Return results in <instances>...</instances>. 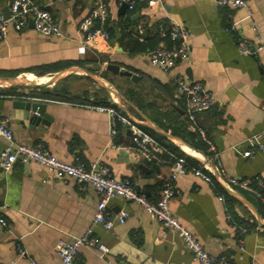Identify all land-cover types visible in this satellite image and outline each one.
<instances>
[{
  "label": "crops",
  "instance_id": "crops-1",
  "mask_svg": "<svg viewBox=\"0 0 264 264\" xmlns=\"http://www.w3.org/2000/svg\"><path fill=\"white\" fill-rule=\"evenodd\" d=\"M36 1L48 6L65 35L46 37L31 24L21 32L12 30L0 43V71L18 73L0 75V78H27L28 83L36 84L0 86V120H8L16 141L42 144L69 162L88 165L100 160L108 165L115 178H129L151 201L159 199L163 179L169 174L177 151L199 164L202 156L211 165L217 166L220 162L229 175L264 178V150L257 151L253 157L246 155L254 148L246 142L247 138L264 130V53L243 55L237 46L239 37L256 41L253 25L264 36V0H250L252 15L243 7H218L209 0L137 3L135 9L125 8L117 0H106L107 22L114 32L112 40L108 47L89 49L86 53L79 50L78 27L95 0ZM0 8L8 11L6 0H0ZM175 23H182L191 31V53L188 60L170 71L152 65L150 51L131 53L126 49L124 35H138L144 42L145 33L160 32L164 36ZM69 62L72 64L44 76L35 72L43 65ZM110 63L131 70L141 78L133 82L130 77L114 74L107 70ZM71 66L90 70L102 77L109 88L76 72L86 82L91 81L80 94L69 95V98L80 95V99L16 96L17 93L28 95L39 87L60 89V83L40 84ZM180 74L202 81L216 98L210 110L198 115V125L212 141L219 159L212 158L214 149L208 143L209 154L187 142V138L197 143L204 139L190 128L186 98L176 87V77ZM10 87L16 89L10 91ZM97 97H107L134 126L149 134L162 148L166 163L156 168L143 158L132 146L130 127L121 125L111 143L110 116L96 108L104 106L96 103ZM17 100L47 104L49 124L31 128L25 111L14 105ZM4 146L5 141L0 138V152ZM212 173V182L191 172L178 176L175 184L180 192L171 202L172 212L211 254L227 257L229 264H264V225L253 211L254 208L264 221V204L247 191L229 188L253 207L234 197L238 201V215L257 222L249 231L244 230L242 236L238 235L227 211L226 199H220L214 187L219 184L216 171ZM98 201L99 195L92 185L55 178L37 162H16L9 172L0 169V217L8 222L7 228H0V263L60 264L56 243L81 235L91 223ZM109 208L113 215L122 209L130 214L124 223H116L111 230L101 226L96 229L118 264H195L181 238L138 204L115 198ZM19 246L25 249L26 257H19ZM74 264L105 262L95 248L83 247Z\"/></svg>",
  "mask_w": 264,
  "mask_h": 264
},
{
  "label": "built area",
  "instance_id": "built-area-1",
  "mask_svg": "<svg viewBox=\"0 0 264 264\" xmlns=\"http://www.w3.org/2000/svg\"><path fill=\"white\" fill-rule=\"evenodd\" d=\"M165 0H117L119 5L127 4L129 9H135L137 3L155 5ZM218 7H243L252 15L250 0H209ZM9 16L0 8V43L5 41L9 33L14 30L21 32L33 25L34 29L46 37H62L65 35L61 24L56 21L53 13L45 4L36 0H6ZM109 9L106 0H95L87 15L79 24L81 53L89 49L99 50L110 45L111 35L107 28ZM256 41L246 37H239L237 46L243 55L255 56L264 53V36L257 25H253ZM191 31L182 23H175L170 29V38L173 42L169 47L162 43L149 52V61L152 65L170 71L179 63L189 59ZM177 91L184 95L187 101L186 114L190 128L200 133L213 149V159H219L212 141L207 137L205 130L198 125V115L210 110L216 104L213 92L202 82L190 79L185 74L176 77ZM115 100V98H114ZM99 111H105L110 116L111 143L119 134V126L124 125L132 130V146L147 161L159 165L166 163L162 156V148L141 128L134 126L125 114L115 106H97ZM0 138L5 146L0 152V169L9 172L16 162H37L44 165L55 178H70L79 185H92L99 195L97 211L85 231L72 240L60 239L55 250L60 257V264H74L83 247H93L102 257L105 264H118L111 256L110 247L96 233L97 227L111 230L116 223H124L130 215L122 209L118 215H113L109 203L115 198H122L138 204L152 218L159 221L163 227L175 232L182 240L186 250L190 253L195 264H229L226 257H218L206 250L202 242L189 230L172 212L171 202L179 194L175 180L180 175L189 172L202 178L206 182L213 181V170L218 175V182L224 188H238L247 191L264 203V178L255 176H234L226 173L222 164L211 165L210 160L203 156L199 158L198 166L191 165L186 157L176 159L170 165L169 174L163 179L160 197L151 201L145 194L135 187L129 178H115L107 164L100 160L85 165L80 162L65 161L53 154L42 144H22L16 141L14 130L8 120H0ZM246 142L254 148L248 150L246 155L253 157L257 151L264 150V130L247 138ZM46 181V180H45ZM220 199H223L220 196ZM8 222L0 217V228H7ZM19 257H26L22 246L18 247ZM0 264H16L15 261ZM36 264V263H34Z\"/></svg>",
  "mask_w": 264,
  "mask_h": 264
},
{
  "label": "trees",
  "instance_id": "trees-1",
  "mask_svg": "<svg viewBox=\"0 0 264 264\" xmlns=\"http://www.w3.org/2000/svg\"><path fill=\"white\" fill-rule=\"evenodd\" d=\"M107 26H108V22H107ZM107 28L110 32L111 40H112V36H113L114 32L112 31V28H110L109 26ZM123 39L126 40V43H125L126 49L131 53L152 51V50L156 49L162 43L166 44L169 47H171L173 44V42L170 38V31L165 33L164 36L160 32H153V33H150L148 35H146V33H145V36H144L145 41L144 42L140 41L138 35L133 36L131 33L124 35ZM69 64H72V62H69L66 64L65 63L64 64L63 63H56V64H51V65H43V66L39 67L38 69H36L35 72L39 76H44L48 72L57 71V70L63 68L65 65L67 66ZM17 74L18 73H16V72L4 73V72L0 71V75H5V76H16ZM8 89L11 91V89H16V87H10ZM69 95H70L69 89L50 90V89L45 88V87L34 88V89H32V92L28 95L25 93H17L16 94L17 97H22V98L34 97V98H40L43 100H45V99L46 100L65 99V98H69ZM69 99H72V100L80 99V95H77V96L74 95V96L70 97ZM110 102L111 101L107 97H97L96 98V103L99 105H104V106L113 105L118 110L120 109L116 104L110 103ZM120 112L122 114H124L122 111H120ZM120 126H119V128H120ZM187 142L197 149L204 150L207 154L210 153L208 151V144L206 141H203V140L201 141V139H200V141H198V143H197V142H194L192 139L187 138ZM176 153H177L176 157H174L172 160H176V158L184 156V157H186V159L189 161V163L191 165H195V166L199 165V162L196 159H193L192 157L186 155L185 153H183L181 151H177ZM152 164L155 165L156 168H159V166H160L156 162H152ZM214 187H215L216 191L218 192V194L226 199L227 211L229 212L231 218L233 219L232 220L233 223L237 227L238 235L242 236V233L244 230L249 231L251 228H253L254 226L257 225V222L255 220H254V222H251V221H249V219H244L243 217H240L238 215V212L236 211V205L238 204V201L233 196L228 194L227 191L222 186H220V184L216 183V185ZM242 191L247 193L244 190H242ZM262 191L264 194V188L262 189ZM222 257H224V256H222Z\"/></svg>",
  "mask_w": 264,
  "mask_h": 264
},
{
  "label": "water",
  "instance_id": "water-1",
  "mask_svg": "<svg viewBox=\"0 0 264 264\" xmlns=\"http://www.w3.org/2000/svg\"><path fill=\"white\" fill-rule=\"evenodd\" d=\"M124 7L126 8L127 4H125ZM6 16L7 17L9 16L8 11H6ZM107 70L111 71L114 74L120 75V76L130 77L133 82H137L141 78L137 73H135L131 70L122 68L120 65L115 64V63H110L107 66ZM73 72H81L82 74H84V75L92 78L93 80H95L101 86L109 88L105 84V81L102 77H99L96 74H94L93 72H91L90 70H88L84 67H79V66L68 67L67 69H64V70L58 72L57 74L51 76L48 79V81H46V83L40 84V85H49V84L57 83L58 81L67 77L68 75H70ZM27 85L28 86H31V85L36 86V84L28 83L27 78H20V77L7 78V79L6 78H0V86L23 87V86H27ZM112 91H113V93H115L118 96V98H121V96L119 95L117 90L112 89ZM14 105L17 108L23 109L25 111V113L27 114L28 119L31 123V128H35V126H38V125H48L50 120H51L50 115L46 112L47 104H45L41 101L17 100L14 102ZM164 133H165V135L171 137L172 139H179V138H177L173 135H170L166 132H164ZM216 177L218 178L217 173H216ZM136 188L138 191L141 192V189L139 187H136ZM225 190L231 196L237 198L238 200L245 203L246 205L251 206V204L247 200H245L243 197L239 196V194L237 192L230 190L229 188H225ZM141 193H143V192H141ZM253 211L255 212L257 220L259 221V223L264 225V221L260 217L259 213L254 208H253Z\"/></svg>",
  "mask_w": 264,
  "mask_h": 264
},
{
  "label": "rangeland",
  "instance_id": "rangeland-1",
  "mask_svg": "<svg viewBox=\"0 0 264 264\" xmlns=\"http://www.w3.org/2000/svg\"><path fill=\"white\" fill-rule=\"evenodd\" d=\"M70 77L67 78H63L62 80L58 81L57 83L59 84L60 89H69L70 93L72 94H80L81 90L84 88H88L89 87V82H86L79 74H77L76 72H73L69 75ZM35 83V82H33Z\"/></svg>",
  "mask_w": 264,
  "mask_h": 264
},
{
  "label": "bare ground",
  "instance_id": "bare-ground-1",
  "mask_svg": "<svg viewBox=\"0 0 264 264\" xmlns=\"http://www.w3.org/2000/svg\"><path fill=\"white\" fill-rule=\"evenodd\" d=\"M41 79H42V80H43V79H45V80H46V78H41ZM28 81H30V80L28 79ZM182 146H184V147H185V145H184V144H182ZM182 146H181V147H182ZM197 154H198V153H197ZM193 155H195V154H193ZM196 156H197V155H196Z\"/></svg>",
  "mask_w": 264,
  "mask_h": 264
}]
</instances>
